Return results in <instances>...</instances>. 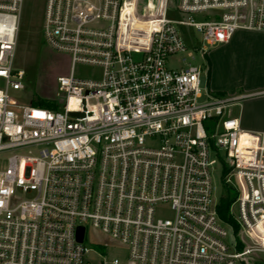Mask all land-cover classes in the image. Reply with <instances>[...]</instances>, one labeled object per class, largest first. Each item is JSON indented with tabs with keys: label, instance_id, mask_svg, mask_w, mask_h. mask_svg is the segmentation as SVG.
I'll return each mask as SVG.
<instances>
[{
	"label": "built area",
	"instance_id": "2783aa9c",
	"mask_svg": "<svg viewBox=\"0 0 264 264\" xmlns=\"http://www.w3.org/2000/svg\"><path fill=\"white\" fill-rule=\"evenodd\" d=\"M23 1L0 0V264H123L86 244L89 229L126 247V264L264 256V133L231 111L246 96L214 94L194 56L264 33V0H46L44 41L71 63L58 110L28 103L13 67ZM217 167L234 224L217 211Z\"/></svg>",
	"mask_w": 264,
	"mask_h": 264
},
{
	"label": "rangeland",
	"instance_id": "374dc122",
	"mask_svg": "<svg viewBox=\"0 0 264 264\" xmlns=\"http://www.w3.org/2000/svg\"><path fill=\"white\" fill-rule=\"evenodd\" d=\"M46 0H24L20 15L19 31L17 34L15 58L13 67L16 70H23L26 73L24 85L26 87L27 102L33 106L49 110L60 108V96L58 94L57 78L68 76L71 68L70 59L63 54L53 51L44 41L43 25L45 15ZM184 33H187L185 30ZM193 41L198 47L202 46L201 36L195 31H190ZM209 54L202 58L200 53H194L195 64L201 65L208 72V79H204L206 84L210 83V72L212 63L215 64L218 81L222 83L224 89H229L233 85L231 64L228 61L227 52L222 47L208 48ZM187 55H178L168 60L171 69L183 67V59ZM75 74L79 78L99 80L101 70L90 66L75 67ZM210 88V86H209ZM242 106V102L240 104ZM240 106L231 109L237 116ZM10 153L0 152V171L7 168ZM214 185L216 188L215 199L219 200L223 178L220 167H217L214 174ZM228 233V243L234 245L235 235L230 228H226ZM86 244L97 250L99 253L106 254L105 249L98 245L108 246V256L110 259L118 258L121 263L126 264L128 259L127 248L120 243L111 241L104 234L89 229L86 235ZM240 250L243 246H240ZM91 264H100L101 258L93 253L89 256ZM252 264H264V256L253 259Z\"/></svg>",
	"mask_w": 264,
	"mask_h": 264
},
{
	"label": "crops",
	"instance_id": "0c3cea01",
	"mask_svg": "<svg viewBox=\"0 0 264 264\" xmlns=\"http://www.w3.org/2000/svg\"><path fill=\"white\" fill-rule=\"evenodd\" d=\"M220 47L227 52L233 85L223 88L212 63L210 90L222 97L246 96L236 117L246 130L264 133V33L238 32Z\"/></svg>",
	"mask_w": 264,
	"mask_h": 264
},
{
	"label": "trees",
	"instance_id": "16d2710c",
	"mask_svg": "<svg viewBox=\"0 0 264 264\" xmlns=\"http://www.w3.org/2000/svg\"><path fill=\"white\" fill-rule=\"evenodd\" d=\"M232 202H233V194L231 190L223 185L219 197V202L217 205V211L220 218L229 224H234L233 218L230 215V207Z\"/></svg>",
	"mask_w": 264,
	"mask_h": 264
},
{
	"label": "water",
	"instance_id": "95a60500",
	"mask_svg": "<svg viewBox=\"0 0 264 264\" xmlns=\"http://www.w3.org/2000/svg\"><path fill=\"white\" fill-rule=\"evenodd\" d=\"M72 115L73 116H83V114H80V113H73ZM78 240H79V242H82V240H83V231H82V229L78 233Z\"/></svg>",
	"mask_w": 264,
	"mask_h": 264
}]
</instances>
